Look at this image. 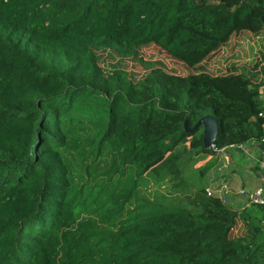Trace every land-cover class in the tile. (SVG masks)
<instances>
[{
	"label": "trees",
	"instance_id": "trees-1",
	"mask_svg": "<svg viewBox=\"0 0 264 264\" xmlns=\"http://www.w3.org/2000/svg\"><path fill=\"white\" fill-rule=\"evenodd\" d=\"M243 34H264V0H0V264H264L256 214L196 168L264 149V69L205 67Z\"/></svg>",
	"mask_w": 264,
	"mask_h": 264
},
{
	"label": "crops",
	"instance_id": "crops-1",
	"mask_svg": "<svg viewBox=\"0 0 264 264\" xmlns=\"http://www.w3.org/2000/svg\"><path fill=\"white\" fill-rule=\"evenodd\" d=\"M258 38V37H256ZM264 97V87L260 89ZM249 151L258 162L249 161L236 148H230L220 153H215L205 160L200 161L196 168H208L203 183L205 189L214 197L221 199L230 209L245 211L249 216L256 214L259 221H254L262 228L264 235V211L250 206L244 196L239 195L240 191H253L258 187L264 188V160L259 158L261 149L257 144L248 145Z\"/></svg>",
	"mask_w": 264,
	"mask_h": 264
},
{
	"label": "rangeland",
	"instance_id": "rangeland-1",
	"mask_svg": "<svg viewBox=\"0 0 264 264\" xmlns=\"http://www.w3.org/2000/svg\"><path fill=\"white\" fill-rule=\"evenodd\" d=\"M141 53L144 62L158 63L168 73L177 75L191 73L183 64L173 60L154 46L144 48ZM116 62L117 60L104 54L100 59V66L110 69L117 66ZM205 67L206 71L214 76L227 74L231 68L259 74V67L264 69V34L258 38L249 34L232 36L228 43L209 59ZM123 68L127 73H132L137 78L145 74L141 67L131 62L125 63Z\"/></svg>",
	"mask_w": 264,
	"mask_h": 264
},
{
	"label": "built area",
	"instance_id": "built-area-1",
	"mask_svg": "<svg viewBox=\"0 0 264 264\" xmlns=\"http://www.w3.org/2000/svg\"><path fill=\"white\" fill-rule=\"evenodd\" d=\"M263 101H264V97H263ZM211 148L212 147L210 145V149ZM236 150H239L243 155H245L247 158L255 162L259 161V159H255V157H253L252 154H250V152L244 146L236 147ZM259 155H260L259 158L264 160V149L261 150ZM207 193L210 194L209 191H207ZM238 194L241 196H244L250 204L260 206L264 209V188L263 187H258L254 189L253 191H249V192L240 191Z\"/></svg>",
	"mask_w": 264,
	"mask_h": 264
},
{
	"label": "water",
	"instance_id": "water-1",
	"mask_svg": "<svg viewBox=\"0 0 264 264\" xmlns=\"http://www.w3.org/2000/svg\"><path fill=\"white\" fill-rule=\"evenodd\" d=\"M199 126L203 128V146L208 149L216 135V120L212 117H204L197 123L195 128Z\"/></svg>",
	"mask_w": 264,
	"mask_h": 264
}]
</instances>
